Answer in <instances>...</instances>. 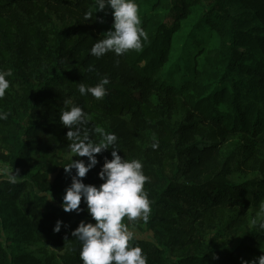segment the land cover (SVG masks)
I'll return each instance as SVG.
<instances>
[{
  "label": "trees",
  "instance_id": "obj_1",
  "mask_svg": "<svg viewBox=\"0 0 264 264\" xmlns=\"http://www.w3.org/2000/svg\"><path fill=\"white\" fill-rule=\"evenodd\" d=\"M136 2L148 34L142 50L97 58L90 49L111 28L110 9L96 12L94 0H0V14L16 29L13 58L39 83L30 76L23 81L30 91L24 101L0 99V110L9 113L0 120V163L21 176L15 184L0 183V264H83L81 243L71 233L91 218L61 208L71 178H57L45 190L52 203L35 189L42 165H31L51 128H62L57 150L68 153V129L59 120L67 92H55L64 83L91 118L88 127L115 133L118 154L142 161L145 190L170 213L162 218L151 207L150 224H170L171 243L184 251L178 264H241L264 255V229L252 224L264 203V0ZM68 22L74 24L71 46H40V36H60ZM2 39L0 28V46ZM47 60L50 68L42 69ZM105 76L104 98L79 93V83L94 86ZM149 112L177 140L182 160L173 175L181 179L165 173L171 144ZM105 156L111 159V149L97 154L100 163L84 183L103 182L97 174ZM57 220L63 224L54 232ZM132 243L147 264H175L163 248Z\"/></svg>",
  "mask_w": 264,
  "mask_h": 264
},
{
  "label": "clouds",
  "instance_id": "obj_2",
  "mask_svg": "<svg viewBox=\"0 0 264 264\" xmlns=\"http://www.w3.org/2000/svg\"><path fill=\"white\" fill-rule=\"evenodd\" d=\"M94 6L96 12L110 9L113 23L109 30L103 32L102 38L95 40L90 49L91 55L100 58L113 52L121 56L130 50H142L148 34L142 26L140 6L136 0H94ZM91 16L92 13L88 12L85 19ZM12 74L11 69L0 70V99L10 87L8 77ZM109 83L106 76L101 77L94 86L79 83L78 91L82 96L90 94L99 100L106 96L105 86ZM8 116V112L0 110V120H7ZM90 119L82 107L71 100L64 101L59 120L68 129L66 159L69 162L63 168L71 175V184L64 190L61 208L65 212L75 211L78 214L86 211L91 218L87 222L81 220L71 233L81 243L80 259L83 264H147L143 249L139 244L132 243L136 238L135 224L130 228L123 220L127 217L130 222H148L152 202L144 186L149 177L145 175L140 159H125L118 154V137L115 133L106 131L100 125L88 127ZM92 134L98 139H92ZM158 147V141L151 144L152 149ZM109 149L111 159L107 156L103 158L104 162L97 174L103 182L99 186L84 183L82 178L100 163L97 154ZM74 156L77 159H73ZM81 157H87V161ZM73 169L75 174H72ZM0 175L12 184L21 177L19 170L14 171L6 163L0 165ZM82 199L85 208L81 207ZM62 224V220H57L53 231L59 232ZM252 224L264 229V203L260 205V211ZM257 262L264 264V255L252 260L241 258V264Z\"/></svg>",
  "mask_w": 264,
  "mask_h": 264
},
{
  "label": "rangeland",
  "instance_id": "obj_3",
  "mask_svg": "<svg viewBox=\"0 0 264 264\" xmlns=\"http://www.w3.org/2000/svg\"><path fill=\"white\" fill-rule=\"evenodd\" d=\"M0 28L2 33V44L0 46V70L4 69H11L12 76L8 77L10 81V87L6 91V95L12 96H22L23 101L27 96L30 95V91L26 90V88L21 87L24 80H27L29 76L32 78L33 83L35 86H38V81L36 77H33L28 71L19 63H17L13 58V52L15 51V32L16 29L12 26L9 22L7 17L0 14ZM73 28L74 24L72 22H68L59 36L55 35H43L39 37V44L40 46H48V47H56L60 48L61 46H71L72 43L75 42V37L73 36ZM51 66V62L48 60L42 66V69H49ZM67 83H64L63 88H56V93H63L64 91L67 92L64 96L66 100H71L73 104L79 102V97L70 93L71 88L66 86ZM56 100L60 101V98ZM65 101V100H64ZM64 101L61 103L64 106ZM91 104H95V100L91 99L88 100ZM47 101H45L46 103ZM40 109L38 111V116H43L45 113V109L43 107V102L40 101ZM149 116L152 119H158L160 124L166 129L162 121L160 120V115L149 112ZM52 133L49 135L46 143L43 145L42 151L40 154L33 156V162L31 165L36 167L38 164H41L43 167L42 173L37 174L36 178V185L35 189L36 192L41 196H48V199L53 203V193H45L46 189H51V187L59 178V182H68L71 178V175L65 172L63 166L68 163L69 161L66 159L67 154L57 150V147L60 143V133L62 128L59 127L57 129L51 128ZM166 142L171 144V153L166 157V162L164 166V170L166 175L172 180L175 181L176 179H181V177L175 178L174 170L177 167H181V160L182 157L179 155V150L177 147V140L174 139L169 132L167 131ZM0 143H3V140L0 139ZM75 157V156H74ZM73 157V159H74ZM2 164V163H1ZM3 165V164H2ZM8 182L2 175H0V183L1 182ZM32 185V184H31ZM145 187V186H144ZM152 204L151 207L155 208V212L158 216L162 218L170 217V213H168L161 205L156 204L155 201L151 199ZM175 211L171 214L173 215ZM152 219V212L150 213L149 220L147 223H144L142 220L130 222L127 220V217L124 218L123 222L128 224L130 228L133 227L135 224V233L136 238L135 240L141 242L145 247H154V248H163L168 251L170 254V258L175 264H178L180 259L184 256V251L175 248V246L171 243L172 239L170 236V224H150ZM1 242V238H0Z\"/></svg>",
  "mask_w": 264,
  "mask_h": 264
},
{
  "label": "built area",
  "instance_id": "obj_4",
  "mask_svg": "<svg viewBox=\"0 0 264 264\" xmlns=\"http://www.w3.org/2000/svg\"><path fill=\"white\" fill-rule=\"evenodd\" d=\"M0 165H2V164L0 163Z\"/></svg>",
  "mask_w": 264,
  "mask_h": 264
}]
</instances>
